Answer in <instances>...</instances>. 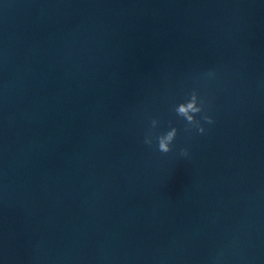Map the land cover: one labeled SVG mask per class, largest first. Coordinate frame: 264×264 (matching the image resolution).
Wrapping results in <instances>:
<instances>
[{
    "label": "water",
    "instance_id": "water-1",
    "mask_svg": "<svg viewBox=\"0 0 264 264\" xmlns=\"http://www.w3.org/2000/svg\"><path fill=\"white\" fill-rule=\"evenodd\" d=\"M0 264H264V0H0Z\"/></svg>",
    "mask_w": 264,
    "mask_h": 264
},
{
    "label": "clouds",
    "instance_id": "clouds-1",
    "mask_svg": "<svg viewBox=\"0 0 264 264\" xmlns=\"http://www.w3.org/2000/svg\"><path fill=\"white\" fill-rule=\"evenodd\" d=\"M194 94L195 92L191 94V98L189 100L181 102L175 106V112L179 117H182L187 122V126L185 127L186 132H190L192 128H195L198 129L201 134H203L205 132V128L202 126L200 120L197 119V116L204 111V102L201 100L200 106L196 107L194 102ZM203 120L210 124L214 123V119L208 115H204ZM158 124L159 121L153 119L151 121L152 130H155ZM178 132L179 129L176 127H171L167 132L156 135L155 139L158 142V150L162 153H169L173 151V143L177 138ZM153 136L154 132L149 131L145 136L144 143L151 146L153 144ZM181 155L187 156L188 150L186 148L182 149Z\"/></svg>",
    "mask_w": 264,
    "mask_h": 264
}]
</instances>
